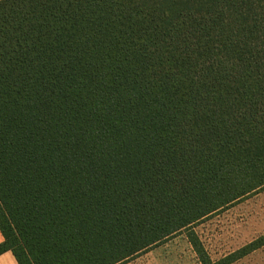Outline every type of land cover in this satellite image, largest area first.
Wrapping results in <instances>:
<instances>
[{"label":"trees","instance_id":"obj_1","mask_svg":"<svg viewBox=\"0 0 264 264\" xmlns=\"http://www.w3.org/2000/svg\"><path fill=\"white\" fill-rule=\"evenodd\" d=\"M264 188V0H0V256L123 264Z\"/></svg>","mask_w":264,"mask_h":264},{"label":"rangeland","instance_id":"obj_2","mask_svg":"<svg viewBox=\"0 0 264 264\" xmlns=\"http://www.w3.org/2000/svg\"><path fill=\"white\" fill-rule=\"evenodd\" d=\"M212 262L264 235V188L192 228ZM123 264H200L185 232ZM237 264H264V247Z\"/></svg>","mask_w":264,"mask_h":264},{"label":"crops","instance_id":"obj_3","mask_svg":"<svg viewBox=\"0 0 264 264\" xmlns=\"http://www.w3.org/2000/svg\"><path fill=\"white\" fill-rule=\"evenodd\" d=\"M2 241H3V238H2V236L0 234V243H2ZM259 250L255 251L254 253L258 252ZM246 257L243 258V259H241V260H239V261L245 260ZM239 261L235 262L234 264H237ZM0 264H16V261L13 258V256H12L11 253H5V254H3V255L0 256Z\"/></svg>","mask_w":264,"mask_h":264}]
</instances>
